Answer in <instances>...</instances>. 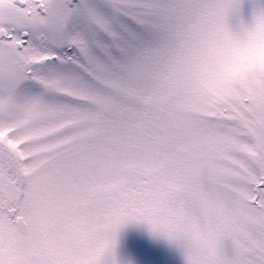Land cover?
Returning a JSON list of instances; mask_svg holds the SVG:
<instances>
[{"label": "snow or ice", "instance_id": "1", "mask_svg": "<svg viewBox=\"0 0 264 264\" xmlns=\"http://www.w3.org/2000/svg\"><path fill=\"white\" fill-rule=\"evenodd\" d=\"M264 0H0V264H264Z\"/></svg>", "mask_w": 264, "mask_h": 264}, {"label": "clouds", "instance_id": "2", "mask_svg": "<svg viewBox=\"0 0 264 264\" xmlns=\"http://www.w3.org/2000/svg\"><path fill=\"white\" fill-rule=\"evenodd\" d=\"M254 58L257 59V60L264 59V50H258L254 54Z\"/></svg>", "mask_w": 264, "mask_h": 264}]
</instances>
